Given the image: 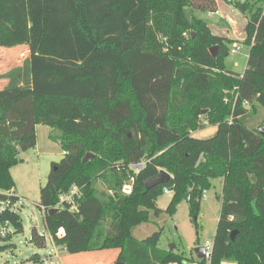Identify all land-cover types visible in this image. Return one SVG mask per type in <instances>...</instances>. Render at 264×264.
Segmentation results:
<instances>
[{"label":"trees","instance_id":"trees-1","mask_svg":"<svg viewBox=\"0 0 264 264\" xmlns=\"http://www.w3.org/2000/svg\"><path fill=\"white\" fill-rule=\"evenodd\" d=\"M219 1L246 16L250 49L241 74L224 67L231 40L184 16L185 8L215 12ZM18 46L29 55L0 74V121L10 131L0 134V191L19 198L10 169L36 144L35 126L57 131L49 136L64 158L38 206L55 245L69 255L113 250L114 264L193 261L160 248V231L137 239L131 228L161 212L156 200L165 189L172 192L165 211L172 215L188 195L196 220L209 180L222 178L210 264H264V136L246 108L264 112V0H0V47ZM205 125L216 126L212 136L191 135ZM87 153L93 157L82 161ZM160 170L168 180L146 190L144 181ZM74 186L72 210L59 196ZM3 217L22 231L17 212ZM29 241L46 247L36 228Z\"/></svg>","mask_w":264,"mask_h":264},{"label":"rangeland","instance_id":"rangeland-1","mask_svg":"<svg viewBox=\"0 0 264 264\" xmlns=\"http://www.w3.org/2000/svg\"><path fill=\"white\" fill-rule=\"evenodd\" d=\"M225 3V2H224ZM218 7V14L212 12L195 11L193 14L206 22L215 32L225 35L231 41L228 49L236 42L235 35L241 34L246 22L244 13L239 12L232 5L225 3ZM241 49L235 53H228L223 60L224 67L234 73H243L249 54V45L244 42L245 35L240 36ZM29 55L25 46L14 48L0 47V74L7 72L14 66L23 62ZM6 84V80L0 79V88ZM231 92L225 90L222 99L224 103L229 102ZM248 112L247 121L252 127L263 125V109L256 106L252 110L246 107ZM204 120V119H202ZM216 126L205 125L202 129L191 133L193 137L204 139L215 133ZM51 129L39 124L36 128V144L22 150L19 153L21 162L10 169L14 181V187L19 196L18 214L22 220L23 229L15 233L10 241H0V264H19L20 261L28 259L31 255H42L45 248H38L29 241L30 231L36 228L37 232L46 239L47 249L51 248V241L43 223V213L38 207L41 199V189L46 186L53 167L59 164L64 158L60 144L50 138ZM128 180L122 186L124 193H129L131 185ZM97 188L106 190L105 185L98 181ZM222 195V178H211L209 186L202 192L198 200V210L196 220L190 215L189 203L187 200H180L176 205L175 212L170 215L165 210L172 197L171 191H163L156 200V206L161 210L158 215L152 211L146 223L131 228L132 235L137 239H143L156 231H160L158 246L162 249H169L184 256H195L194 249L197 247H212L213 236L220 212ZM61 260L64 264H85L93 258L103 262V264H114L115 253L113 250L101 253H80L67 254L65 250H60ZM116 264V263H115ZM222 264H232L224 262Z\"/></svg>","mask_w":264,"mask_h":264},{"label":"built area","instance_id":"built-area-1","mask_svg":"<svg viewBox=\"0 0 264 264\" xmlns=\"http://www.w3.org/2000/svg\"><path fill=\"white\" fill-rule=\"evenodd\" d=\"M214 13H219L218 11H215ZM241 49V44L235 42L231 49H229V53H235ZM139 165H135V170L138 168ZM168 191V190H164ZM13 190H6V191H0V241H10L13 237V235L16 233V229L14 225L11 223V221L7 218H4L3 215L5 212H17L19 209L18 200L13 199ZM78 196V188L72 187L71 190L68 193L61 194L59 196V204H63L64 202L69 203L72 210L76 209L75 205V197ZM45 208L41 206V211L43 212ZM62 233V230L59 229L57 231V234L60 235ZM50 238V237H49ZM51 248L47 249L45 247V252L42 255H39L37 260H23L20 261L19 264H62L61 260V252L60 250H64V247L55 245L51 238ZM210 258H211V247L209 245H206L204 247V256L203 261L195 259L193 261L184 262L181 264H210ZM176 264V263H171Z\"/></svg>","mask_w":264,"mask_h":264},{"label":"water","instance_id":"water-1","mask_svg":"<svg viewBox=\"0 0 264 264\" xmlns=\"http://www.w3.org/2000/svg\"><path fill=\"white\" fill-rule=\"evenodd\" d=\"M184 16L186 18V20L191 23L193 21V11L191 8H185L184 9ZM209 52L211 53V55L214 57L217 53V47L216 46H213V47H210L209 48ZM258 132L264 136V125L263 126H260L258 128ZM0 134L2 136H9L10 134V131H9V128H8V125H7V122L6 121H0ZM93 157V155L91 153H87L82 161H86V160H90L91 158ZM139 168L141 167V164L138 166ZM169 174L164 171V170H160L158 172L157 175L153 176V177H150L148 179H146L144 181V186H145V189L148 190L150 188H152L153 186L155 185H158V184H161V183H164L168 180L169 178ZM132 181H129L128 184L131 185ZM189 197L188 195L185 197V200H188ZM56 209H50L48 210V213H53L55 212ZM236 234V231H232L230 233V239L233 240L234 239V236ZM173 246H170V248L168 250H172ZM194 254H195V258L198 259V260H203V256H204V247H197L194 249ZM116 264H122L121 262H117Z\"/></svg>","mask_w":264,"mask_h":264},{"label":"crops","instance_id":"crops-1","mask_svg":"<svg viewBox=\"0 0 264 264\" xmlns=\"http://www.w3.org/2000/svg\"><path fill=\"white\" fill-rule=\"evenodd\" d=\"M223 3H224V2L219 1V2H218V5H217V8H218V7H221V5H223ZM224 4H225V3H224ZM217 11H218V9H217ZM212 13H214V12H212ZM215 14H218V13H215ZM209 27H210V26H209ZM210 28L214 31V29H213L212 27H210ZM214 32H215V31H214ZM215 33H217V32H215ZM217 34H219V33H217ZM219 35L225 36V35H223V34H219ZM241 35L244 36L243 28H242V32H241V34L238 33L237 35L234 36V38H236V42H237V43H240V44H241L240 39H242V38L240 37ZM37 126H38V125L35 126V133H36V128H37ZM14 189H15V187H14ZM15 191H16V189H15ZM16 193H17V192H16ZM17 195H18V194H17ZM194 257H195V256H194ZM62 264H64V263H62ZM74 264H76L75 260H74ZM85 264H92V262H91V261H86ZM93 264H103V262L98 261L97 259L93 258Z\"/></svg>","mask_w":264,"mask_h":264}]
</instances>
